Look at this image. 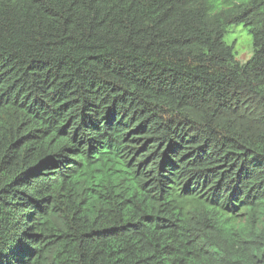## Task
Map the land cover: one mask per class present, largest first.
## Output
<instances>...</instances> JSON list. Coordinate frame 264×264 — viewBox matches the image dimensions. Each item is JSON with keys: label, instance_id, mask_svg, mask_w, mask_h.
Returning <instances> with one entry per match:
<instances>
[{"label": "trees", "instance_id": "16d2710c", "mask_svg": "<svg viewBox=\"0 0 264 264\" xmlns=\"http://www.w3.org/2000/svg\"><path fill=\"white\" fill-rule=\"evenodd\" d=\"M220 2L0 0V264H264V0Z\"/></svg>", "mask_w": 264, "mask_h": 264}, {"label": "rangeland", "instance_id": "374dc122", "mask_svg": "<svg viewBox=\"0 0 264 264\" xmlns=\"http://www.w3.org/2000/svg\"><path fill=\"white\" fill-rule=\"evenodd\" d=\"M216 9L223 7L220 0H213ZM239 2V0H235ZM223 41L227 45L233 46L235 59L240 63L248 61L253 53L252 37L246 26L242 23L231 24L227 27L223 36Z\"/></svg>", "mask_w": 264, "mask_h": 264}]
</instances>
